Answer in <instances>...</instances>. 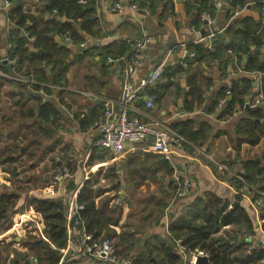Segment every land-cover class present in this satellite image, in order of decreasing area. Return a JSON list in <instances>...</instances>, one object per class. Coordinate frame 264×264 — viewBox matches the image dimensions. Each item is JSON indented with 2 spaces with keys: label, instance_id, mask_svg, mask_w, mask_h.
Returning <instances> with one entry per match:
<instances>
[{
  "label": "crops",
  "instance_id": "obj_1",
  "mask_svg": "<svg viewBox=\"0 0 264 264\" xmlns=\"http://www.w3.org/2000/svg\"><path fill=\"white\" fill-rule=\"evenodd\" d=\"M202 2L203 0H154L151 5L140 9L135 0H95L94 16L99 20V25L91 28L92 34L74 23L76 32L83 41L69 44L64 42L65 35L54 37L60 46L70 51L62 82H52L53 71L50 66L43 67L47 77L43 81L12 73L10 67H7L9 64H5L7 72L0 69V76L11 83V87L3 89L4 100L0 104L4 109V114L0 112V119H3L0 123L8 130L6 144L10 146L11 143L19 142L24 145L35 141L28 147L32 150L30 169L34 171L24 172L27 175L24 183L31 184L32 188L22 199V195L18 194L19 205L24 204L27 195L40 197L43 193H47L50 198H63L67 203L85 181L95 182L93 189L98 190L99 194L95 198L96 205L102 196L108 195L111 197L109 207H117V223L109 226L115 232L113 239L121 259L136 255L139 248L149 240H166L167 226L176 214L193 203L195 198L210 192L231 205L238 201L256 225V238L264 235V213L261 214L264 208L258 209L248 197L238 195L231 182V174L243 170L242 162L245 159H256L264 167V136L256 145L241 144L240 150L236 152L230 139L233 137L235 119L241 111L227 118L219 117L220 109L209 111L213 92L224 90L229 94L231 85L239 84L243 79L252 83L244 96V106L251 108L254 102L259 101L264 111V100L260 93V81L264 79V73L243 70L251 53L237 56L228 50L216 59L210 57L200 62L194 61L186 73H182L177 80L173 78V86L168 85L166 77H162L154 88L164 85L170 88L152 109L145 107L144 99H134L131 115L140 120L157 119L173 128L175 123L187 118L196 119L195 130L202 123L209 124V131H205L199 146L188 143L186 148L176 151L174 166L168 163L167 166L166 160L151 148L149 141L131 145L121 155H113L96 145L98 132L90 128L102 112L103 97L120 99L127 81L136 83L161 63L164 69L176 64L186 67L184 63L191 54L189 49L195 45L212 49L217 37L228 40L224 30L232 22L237 23L246 17L258 21L261 15L257 7L245 1L242 9L235 11L231 19H226L224 10L230 0H222V9L215 15L212 25L202 26L203 30L197 32L193 25H196ZM255 2L264 3V0ZM117 3L127 9L117 12L114 10ZM3 4L4 0H0V56L6 54V39L11 27ZM129 5L135 6V9L129 10ZM40 6L38 0H29L23 3L22 8L36 14ZM64 20L67 21L64 17L60 18V21ZM123 41L129 43L132 50L137 48L134 54L130 52L132 57L125 58L124 65H121L122 58L108 63L107 57L102 62L93 50ZM262 41L260 49L251 47V51L260 57L264 53V37ZM136 59L138 65L134 64ZM197 73L209 79L211 85L206 89L201 84L204 90L203 100L201 103L193 100L192 108L186 109L184 96L189 89V80ZM33 86L38 89H33ZM44 104L52 106L55 111L46 120L38 117V110ZM27 113L30 115H25ZM25 156L28 158L24 154L22 159ZM219 165L225 166V170H219ZM66 167H69L67 174L52 184L50 171ZM37 170H40V175ZM4 173L9 176L8 180H12L7 172ZM184 178L191 181L189 193L183 199H174L176 181ZM48 179L49 187L44 188ZM51 186L52 192L48 194L46 191ZM22 205L14 212L19 226H23L21 233L30 231L32 235H41L44 228L42 216L32 207L22 210ZM130 236L135 237L136 241L128 244ZM4 238L6 237L0 240L4 241ZM15 241L17 247H12L14 251L8 259L18 261L16 252L24 253L26 247L18 238ZM81 249L82 229L75 225L72 226L71 236L67 237L66 247L60 252L59 264H89Z\"/></svg>",
  "mask_w": 264,
  "mask_h": 264
},
{
  "label": "trees",
  "instance_id": "obj_2",
  "mask_svg": "<svg viewBox=\"0 0 264 264\" xmlns=\"http://www.w3.org/2000/svg\"><path fill=\"white\" fill-rule=\"evenodd\" d=\"M7 1L10 6L8 9H4V13L11 27L6 39V54L0 56V69L7 72V67H10L12 73L43 81L47 79L43 67L50 66L53 71L52 82L59 84L64 80L70 51L66 47L60 46L54 37L65 35L69 38V41H66L69 44L83 41L81 35L76 32L74 23H78L83 31L92 34L91 28L99 25V20L94 16L96 12L95 0H38L41 6L36 14L23 10V3L29 0ZM245 1L252 3L260 11L261 15L258 21L246 17L237 23L232 22L224 30V34L228 38L227 41L225 37H217L212 49L195 45L189 49L193 57L185 61L186 67H183L182 64H176L169 69H163L161 79L166 77L168 85L173 86V78L177 80L182 73H186L192 62H200L210 57L216 59L228 50L233 51L237 56L251 53L243 70L249 73H264V53L260 57V55L251 51L252 46L255 47V50L263 46L264 3H257L255 0H230L225 7L226 10H224L226 12L225 17L231 19L235 11L244 7ZM135 3L141 9L154 3V0H135ZM198 12L196 25H193V27L194 30L201 32L203 30L202 26H208L203 21L202 15L207 13L214 20L219 11L214 8V0H203ZM45 15H48V18H45ZM61 17H64L67 21H60ZM93 35H96V33L93 32ZM32 37H34L33 41L30 42ZM29 46L33 49H30ZM93 50L97 52L102 62H105L107 57L113 60L122 58L121 65H124L125 58L132 57L130 56L132 46L126 41L111 43ZM4 59L7 63L3 61ZM130 61L128 60V62ZM5 64L9 65L6 67ZM4 81L9 80L0 76V97L4 92L2 89ZM260 83V93L264 100V79ZM201 84L207 89L210 87L211 81L203 78L198 73L189 80V89L184 96L186 109L192 108L191 103L193 100L198 103L203 100L204 90ZM251 85L250 80L243 79L239 84L234 83L231 85L229 94L224 90H217L213 92L212 100L209 103V111H213L217 109L219 100H224V104L220 109V118L233 117L236 112L241 111V114L235 119L236 125L233 137L230 139L236 152L240 150L241 144L256 145L264 136L263 107L259 103L254 108L244 106L243 99ZM154 87L149 89V94L154 95V105H156L159 98L170 87L167 85L159 88ZM33 89L38 88L33 86ZM1 101L0 99V104ZM54 113L52 106L44 104L38 110V117L46 120L49 115ZM97 119L95 118V120ZM195 122L196 119L187 118L175 123L173 130L186 140V144L191 143L199 146L210 126L202 123L195 130ZM2 137L3 133L0 132V138ZM34 142L30 141L29 144L33 145ZM29 144L23 145L15 142L0 150V164L10 163V167L2 168V171L10 174L12 178L18 176L22 169L18 172L16 163L22 162L20 164H23L22 157L24 154H27V160H30L32 150L28 148ZM25 145L27 146L24 148ZM186 146L184 144L183 148H186ZM165 162L168 166L169 163ZM29 164L31 165L30 162ZM242 166L243 170L241 172L235 171L233 173L241 175L244 182L250 186V191L264 193V167L260 165V162L256 159H245ZM94 184L95 182L93 183L90 180L85 181L78 192L77 202L83 206V210L78 212V217L83 221V224L78 226L83 229L84 233L91 235L93 239L103 237L113 239L115 232L109 224L114 225L117 223L119 215L117 207H109L111 197L108 195L102 196L96 205L95 198L99 197V194L98 190L93 189ZM234 186L237 189L239 185L236 182ZM18 194L16 192L0 191V236L10 228V219L6 225L3 223L9 218L7 213L13 210L19 199ZM173 197L178 199L176 189L173 192ZM29 207H32L35 212L42 216L44 228L41 235L36 236L28 233L21 240V244L26 247V252H16L18 261L13 258L11 263L28 264L25 260L29 255H32L38 264H59L61 253H57L56 250L61 251L66 247L68 237L65 215L67 203L65 199L27 195L21 208L24 210ZM262 213H264V210H261ZM256 231L255 223L251 220L247 211L238 204V201L236 205H231L210 192L203 197L195 198L193 203L185 206L176 214V217L167 226L168 238L166 240L154 239L145 242L139 248V252L130 259H132V264H185L180 253L181 248L185 253L196 250L202 251L210 264H264V245H260L257 241H248L249 237L256 238ZM238 234H242V238H239ZM135 241L136 238L130 236L127 243L131 244ZM3 250L6 249L1 246L0 264L6 263L7 256L4 258L1 255ZM186 264L190 263L187 262Z\"/></svg>",
  "mask_w": 264,
  "mask_h": 264
},
{
  "label": "built area",
  "instance_id": "obj_3",
  "mask_svg": "<svg viewBox=\"0 0 264 264\" xmlns=\"http://www.w3.org/2000/svg\"><path fill=\"white\" fill-rule=\"evenodd\" d=\"M3 6L8 9L10 4L7 0H4ZM222 6V0H214V8L217 11L222 9ZM126 9L127 8L120 3L114 6V10L117 12H124ZM128 9L134 10L135 6L129 5ZM202 19L208 26L212 25L213 19L209 14L204 13ZM64 38V42L69 41L67 36ZM192 57L193 54L191 53L188 58L191 59ZM3 61L6 62L5 59ZM107 62L112 63L113 61L111 58H108ZM134 64H139L137 59L134 61ZM163 69L164 65L161 63L156 65L147 75L141 77L136 83L127 81L123 87V93L120 99L113 100L103 97L101 100L102 112L98 119L90 126L91 129H95L98 132L96 141L97 146L118 156L131 145L134 146L144 141H149L154 151L160 154L171 166L175 165V153L178 149H183L186 140L165 122L163 123L157 119L143 121L131 115L132 102L138 97L144 99L147 109H152L154 107L155 97L149 94V89L153 88L161 81ZM258 103L259 101H256L250 107L254 108ZM223 104L224 100L220 99L217 109H221ZM218 168L223 171L226 167L219 165ZM67 172L66 169L57 170L56 174L52 177L53 182L55 183L61 180ZM231 179L234 184L237 182L239 185L236 189L237 193L249 199H253L251 202L256 208H264L263 192L259 191L254 193L250 191V186L244 182L239 174L232 173ZM176 183V197L178 199H183L189 193L192 186L191 181L184 178L181 180L177 179ZM52 186L47 192H52ZM78 192L77 190L74 191L67 201L65 215L68 237L71 236L72 226L83 224V221L78 217V212L83 210V206L77 202ZM238 237L242 238V235L239 234ZM112 240L113 239L108 237L93 239L91 235H87L82 229L81 251L83 255L88 258L89 264H132V259L130 258H119L116 245ZM248 241H257L260 245H264V235L259 238L249 237ZM180 253L185 264L187 262L194 264L197 257L205 256V254L199 250L185 253L183 249L180 248ZM25 261L28 264H38L32 255H29Z\"/></svg>",
  "mask_w": 264,
  "mask_h": 264
},
{
  "label": "rangeland",
  "instance_id": "obj_4",
  "mask_svg": "<svg viewBox=\"0 0 264 264\" xmlns=\"http://www.w3.org/2000/svg\"><path fill=\"white\" fill-rule=\"evenodd\" d=\"M3 8L4 9H6L4 6H3ZM112 61H114L113 59H112ZM6 79V78H5ZM8 80V79H7ZM5 83H4V85H3V88L2 89H8L9 87H11V83H10V81H4ZM64 86V85H63ZM4 91V90H3ZM6 92H7V90H6ZM5 92V93H6ZM4 93V92H3ZM0 99L1 100H4V97H0ZM2 109H3V107H2V105H0V112H2V114H4L3 113V111H2ZM4 110V109H3ZM1 120H3V119H0V121ZM3 124L2 123H0V132H4L3 134V137L2 138H0V150H3L6 146H8V144H6V142H7V137H6V135H7V132H8V130H6L5 129V127L4 126H2ZM19 141H20V139H19ZM26 144V143H25ZM185 145H187L186 143H185ZM23 160V164H20V163H22V162H19L18 164L16 163V165H17V167H18V172H19V170L20 169H22L21 170V172L19 173V175L18 176H13V178H12V180H8L9 179V176L6 174V173H4V172H2V168H9L10 167V163H2V164H0V191H6V192H16V193H20L22 196H21V199L24 197V195L25 194H27V192L32 188V186H31V184H29V185H27L26 183H24V180L25 179H27V175L26 174H24V172H29V173H31V172H33L34 170L32 169H30L31 168V165L29 164V161L27 160V157L25 156L24 157V159H22ZM34 162V161H33ZM30 165V166H29ZM218 167V166H217ZM52 168V167H51ZM67 171H69L68 169H69V167H66L65 168ZM54 170H55V172H53V171H50V177H53V175H55L56 174V171L57 170H59V169H56V168H54ZM23 171V172H22ZM40 171V170H39ZM38 170H37V172H38V174L40 175V172H39ZM36 172V171H35ZM10 175V174H9ZM49 181H50V179H48L47 180V183H46V185H45V187L44 188H46L47 186H48V183H49ZM51 183L53 184V179L51 178ZM49 187V186H48ZM47 192V191H46ZM19 194V195H20ZM48 194H49V192H48ZM47 197L48 195H47V193H43V195H41L40 197ZM20 197V196H19ZM20 204V199L16 202V204L14 205V208H13V210L12 211H15V210H17L18 209V207H20L21 205H22V203H21V205H19ZM16 208V209H15ZM12 211H9L8 213H7V217H9L8 219H6L5 221H4V225H6L7 224V222L9 221V219H10V222H11V227H10V229H8V231H6L0 238H2V237H6V238H4V241H0V247L1 246H4V248L6 249V250H3V252L1 253V255H2V257H4V258H6L5 256H7V258L5 259L6 260V263L5 264H12L11 263V261L12 260H9L8 259V257H9V255L11 254V252H13L14 251V249L12 248V247H17V245H16V241H15V238H18L19 240H22V239H24L25 237H26V235L30 232V231H26L25 232V234L24 233H21V231H22V229H23V226H19V220H17L18 218H16V216L14 215V212L12 213ZM14 225L15 226H17V227H14ZM32 229H34V228H32ZM242 233V232H241ZM239 235V234H238ZM242 235V234H241ZM5 240L7 241V242H5ZM114 243H115V240L113 239L112 240ZM2 242L4 243L3 245H2ZM15 245H14V244ZM116 245V244H115ZM8 252V254L6 255V253ZM21 258V257H20ZM119 258H121L120 256H119ZM18 259V258H17Z\"/></svg>",
  "mask_w": 264,
  "mask_h": 264
},
{
  "label": "water",
  "instance_id": "obj_5",
  "mask_svg": "<svg viewBox=\"0 0 264 264\" xmlns=\"http://www.w3.org/2000/svg\"><path fill=\"white\" fill-rule=\"evenodd\" d=\"M136 50H137V48L133 49L131 54H134L136 52ZM236 204L237 203H234L233 205H236ZM56 252L60 253L61 251L56 250ZM194 264H210V262L206 256H199L195 259Z\"/></svg>",
  "mask_w": 264,
  "mask_h": 264
}]
</instances>
